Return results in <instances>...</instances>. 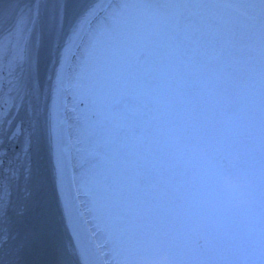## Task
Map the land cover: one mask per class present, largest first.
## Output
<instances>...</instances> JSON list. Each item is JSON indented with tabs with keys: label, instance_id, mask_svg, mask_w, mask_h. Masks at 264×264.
I'll list each match as a JSON object with an SVG mask.
<instances>
[{
	"label": "snow or ice",
	"instance_id": "6c2138e0",
	"mask_svg": "<svg viewBox=\"0 0 264 264\" xmlns=\"http://www.w3.org/2000/svg\"><path fill=\"white\" fill-rule=\"evenodd\" d=\"M0 101V264H264V0H30Z\"/></svg>",
	"mask_w": 264,
	"mask_h": 264
},
{
	"label": "clouds",
	"instance_id": "9594fccd",
	"mask_svg": "<svg viewBox=\"0 0 264 264\" xmlns=\"http://www.w3.org/2000/svg\"><path fill=\"white\" fill-rule=\"evenodd\" d=\"M225 203L229 207H241L249 202L251 190L246 178L240 174H228L222 180ZM149 264H175L167 252H158L153 255Z\"/></svg>",
	"mask_w": 264,
	"mask_h": 264
},
{
	"label": "water",
	"instance_id": "95a60500",
	"mask_svg": "<svg viewBox=\"0 0 264 264\" xmlns=\"http://www.w3.org/2000/svg\"><path fill=\"white\" fill-rule=\"evenodd\" d=\"M29 3L30 0H0V17L9 16L14 18L18 14L20 8H23ZM5 121H8V123H5ZM12 123H16V125L19 126L17 112L12 110L11 103H9L7 106H3V101H0V126H2L4 129H8ZM21 147L22 137L21 139L15 141V145L11 151H15L16 154L22 159L23 154L20 150ZM7 151H9V149L3 143H0V154H3ZM2 194L3 192L0 190V195ZM94 264H101L99 257L94 261Z\"/></svg>",
	"mask_w": 264,
	"mask_h": 264
},
{
	"label": "rangeland",
	"instance_id": "374dc122",
	"mask_svg": "<svg viewBox=\"0 0 264 264\" xmlns=\"http://www.w3.org/2000/svg\"><path fill=\"white\" fill-rule=\"evenodd\" d=\"M233 208H238V207H233ZM192 227L196 231L202 229V225L196 221L193 222ZM201 243H203V240H201ZM100 255L103 258L104 264H116V258L113 257V255L109 251L104 250L103 252L100 253Z\"/></svg>",
	"mask_w": 264,
	"mask_h": 264
}]
</instances>
